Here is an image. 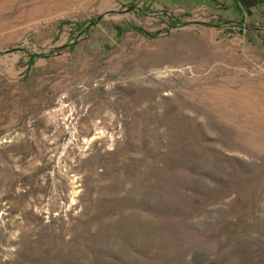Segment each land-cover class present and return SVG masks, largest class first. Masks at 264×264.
Returning a JSON list of instances; mask_svg holds the SVG:
<instances>
[{"label": "rangeland", "instance_id": "374dc122", "mask_svg": "<svg viewBox=\"0 0 264 264\" xmlns=\"http://www.w3.org/2000/svg\"><path fill=\"white\" fill-rule=\"evenodd\" d=\"M239 3L0 0V264H264V0Z\"/></svg>", "mask_w": 264, "mask_h": 264}, {"label": "trees", "instance_id": "16d2710c", "mask_svg": "<svg viewBox=\"0 0 264 264\" xmlns=\"http://www.w3.org/2000/svg\"><path fill=\"white\" fill-rule=\"evenodd\" d=\"M235 2H236V4H237V5L239 6V8H240L241 5H240V3H239V0H235ZM98 21H99V20L97 19V20L94 21L93 23L96 25ZM131 30H133V31H138V32H140V33H142V34H144V35H147V36H153V35L145 34L144 31L141 30L140 28H135V27H133V28H131ZM262 44L264 45V39H262ZM35 58H36V56H33V57H32L31 63L34 62Z\"/></svg>", "mask_w": 264, "mask_h": 264}]
</instances>
